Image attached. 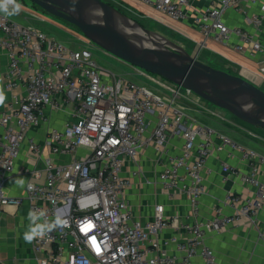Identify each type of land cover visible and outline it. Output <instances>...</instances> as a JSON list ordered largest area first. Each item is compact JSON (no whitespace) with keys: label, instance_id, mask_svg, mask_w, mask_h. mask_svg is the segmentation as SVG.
Masks as SVG:
<instances>
[{"label":"built area","instance_id":"built-area-1","mask_svg":"<svg viewBox=\"0 0 264 264\" xmlns=\"http://www.w3.org/2000/svg\"><path fill=\"white\" fill-rule=\"evenodd\" d=\"M136 1L173 23L183 22L190 10V0ZM245 3L258 9L245 16L252 32L222 21L228 9ZM192 22L201 36L199 49L209 41L227 46L235 37L234 50L254 56L261 51L258 34L264 23V0H220L192 16ZM76 40L82 42L79 37ZM85 45L70 47L33 26H19L0 12V49L7 57L5 89L12 92L7 110L0 112V213L4 206L20 205L24 200L29 210H44L49 219L59 213L66 220L63 228L33 240L39 264H191L196 256L204 264H217L212 251L203 245V237L228 226L255 223L264 206V157L186 114L179 101L193 102L188 95L193 93L185 90V94L181 87L132 67L168 96L153 94L145 86L103 71ZM19 85L24 87L23 95L14 92ZM47 107L67 111L69 119L59 128L49 126L38 144L27 132L47 122ZM173 137L182 140L180 152L169 158L158 180L168 196L186 198L190 221L182 227L190 237L185 241L171 238L162 245L158 236L171 218L157 204L150 219H134L125 197L129 181L122 171L149 146L160 156H168ZM24 142L41 159L44 178L40 181V171L32 170L21 199L7 196L5 184L14 177ZM44 149L48 154L42 157ZM224 151L229 157L238 153L248 171L225 162H221V171L252 187V194H229L225 201L238 204L232 214L200 221L197 213L206 160ZM56 157L63 158L56 161ZM169 244L175 245L180 259L160 251Z\"/></svg>","mask_w":264,"mask_h":264},{"label":"crops","instance_id":"crops-1","mask_svg":"<svg viewBox=\"0 0 264 264\" xmlns=\"http://www.w3.org/2000/svg\"><path fill=\"white\" fill-rule=\"evenodd\" d=\"M219 1L190 0L188 17L181 23H174L176 24V29L190 40L199 52L204 50L213 51L225 61L234 65L236 72L229 71L231 74L238 75L264 90V23L258 34L261 51L254 56H250L248 52H236L233 46L238 43V40L235 37L231 39L230 44L227 46L209 41L206 48H202L203 50L199 49L198 42L201 40V36L196 25L192 22V16L204 11L211 5H216ZM147 9L153 11L150 8ZM257 11L256 5L250 6L245 3L236 10L228 9L222 15V21L229 27H239L242 30L252 32L253 28L245 19V16L257 13ZM6 65V53L0 49V88L3 89L6 97L4 103L0 105V112L7 110L8 102L12 96V92L5 89L4 72ZM14 92L18 95H23V85H19ZM185 103L187 111L190 112L188 115L191 118V115L195 117L192 112L195 110L202 113L205 117L211 116L216 121L225 123L231 129H235L245 136V138L238 140L221 131L219 132L237 144L252 149L264 157V138H259L255 134L257 130L252 129L248 125H240L241 123L237 119H232V116L229 119L224 116L223 118L222 115L208 106L207 108L213 113L207 112L206 108L203 109L206 106L204 103L199 104L196 101L191 102L189 100H185ZM44 114L47 122L40 126L32 127L27 132V137H32L38 144H42L49 126L59 128L65 120L69 119L67 111L55 112L48 107L44 109ZM195 118L192 119L198 124L213 128L210 126L213 122H203V124ZM1 132L2 127L0 126ZM248 139L250 140L246 141ZM181 145L182 140L179 137L171 138L168 156H160L152 147H146L138 154L136 161L127 163L122 171V177L129 181V185L125 189V197L130 204L134 219H150L153 207L157 204L163 205L165 216L171 218L169 225L158 236L161 244L171 238L185 241L190 237V234L182 227L185 222L190 221L189 206L186 198L181 194L168 196L163 191L158 180L159 173L169 165V158L176 156L180 152ZM42 152V157L48 154L47 149ZM62 158L56 157V161ZM64 158L65 160H70L69 157ZM221 162H225L241 172L248 171V165L240 159L238 153H233L229 157L228 153L224 151L212 155L206 160L202 172L204 193L199 199L197 213V219L200 221L210 220L217 215L227 216L232 214L238 204H230L225 201L229 194L239 195L240 197L252 194V187L242 183L238 178L226 175L221 171ZM34 169L40 171V181H43L41 159L28 151L24 142L14 164V177L5 184L6 195L24 198L25 188L21 189L18 187L14 183L15 179L22 177L25 179L26 184L30 179L29 173ZM28 212L29 206L24 200L20 205H6L3 207L0 213V264H39L40 255L35 254L32 250V243H26L23 238L29 223L27 219ZM203 245L212 251L213 259L217 264H264V206L257 213L254 224L228 226L219 232L206 233L203 237ZM161 250L176 259L182 257L176 251L174 244L161 246ZM191 264L204 263L201 257L196 256L191 259Z\"/></svg>","mask_w":264,"mask_h":264},{"label":"water","instance_id":"water-1","mask_svg":"<svg viewBox=\"0 0 264 264\" xmlns=\"http://www.w3.org/2000/svg\"><path fill=\"white\" fill-rule=\"evenodd\" d=\"M28 1L72 27L113 58L159 76L264 132V90L246 79L196 60L175 44L140 28L103 0ZM119 18L158 40L124 32L118 25Z\"/></svg>","mask_w":264,"mask_h":264},{"label":"rangeland","instance_id":"rangeland-1","mask_svg":"<svg viewBox=\"0 0 264 264\" xmlns=\"http://www.w3.org/2000/svg\"><path fill=\"white\" fill-rule=\"evenodd\" d=\"M114 7L117 11L123 14L126 18L131 20L134 24L139 26L140 28L149 30L155 33L159 38L165 39L172 44H175L179 48L183 49L186 53L190 56H193L196 60L208 64L214 68H222V70H228L230 72H236V68L230 62L225 61L222 57L215 54L213 51L204 50L198 51L196 46L193 43L185 38L183 34L178 32L176 29V24L171 23L168 19L162 17V15L156 13L155 11H151L141 5L136 0H103ZM17 3L22 5L19 12L17 14L9 16L10 19L14 20L19 26L30 25L36 29L41 30L45 34L56 38L57 40L61 41L65 45L70 47H76L77 45L83 46L86 44V48L92 54L93 60L97 63V65L105 72L112 73L113 75L117 76V78H123L125 80L134 81L135 83L147 87L153 94L156 95H167L168 93L162 90L159 86L154 83H151L143 76L135 73L132 69V66L120 61L118 59L113 58L112 56L108 55L100 48L95 46L94 44L90 43L86 40L82 34L74 30L72 27L65 24L63 21L56 19L48 14L41 12V10L35 9L37 6L33 5L28 0H16ZM35 7V8H34ZM38 8V7H37ZM143 32V31H142ZM76 37L81 38L82 42H78ZM157 38V37H155ZM158 39V38H157ZM161 43L160 41H158ZM166 48H171L166 43H161ZM203 50V49H202ZM149 74V73H148ZM151 75V74H150ZM263 90V89H262ZM186 91L183 89V93ZM186 94V93H185ZM193 101L201 104V100L191 94H188ZM187 99H181L179 102L183 106V109L186 111V114L190 113L187 111V106L185 103ZM203 101V100H202ZM205 102V101H203ZM206 105L218 114L222 115V117H226V119L230 118V114L222 109L216 108L211 104L206 103ZM195 117L200 120L199 122H213L210 126H212L215 130L221 131L222 133L235 138L242 140L245 136L241 135L235 129H231L225 123H221L218 120L212 118L211 116L205 117L202 113L193 110L192 111ZM191 115V114H190ZM192 118H195L191 115ZM195 118V119H196ZM234 117L232 116V119ZM235 119V118H234ZM237 121V120H236ZM240 122V121H239ZM203 123V124H204ZM241 123V122H240ZM239 123V124H240ZM206 125V124H205ZM240 125H246L241 123ZM252 129H255L252 127ZM255 132L259 138H264V132L258 129ZM250 139L246 140L249 141Z\"/></svg>","mask_w":264,"mask_h":264},{"label":"clouds","instance_id":"clouds-1","mask_svg":"<svg viewBox=\"0 0 264 264\" xmlns=\"http://www.w3.org/2000/svg\"><path fill=\"white\" fill-rule=\"evenodd\" d=\"M21 7L22 5L17 3L16 0H0V12L5 15L11 16L17 14ZM5 99L6 97L3 89L0 88V105L4 103ZM14 183L21 189L25 187V179L22 177H17ZM27 187L31 189L32 185L28 184ZM27 219L29 223L23 234L26 243H32L33 240L37 238L43 239L57 228H63L67 223L59 213H57L52 219H49L44 210H29Z\"/></svg>","mask_w":264,"mask_h":264},{"label":"bare ground","instance_id":"bare-ground-1","mask_svg":"<svg viewBox=\"0 0 264 264\" xmlns=\"http://www.w3.org/2000/svg\"><path fill=\"white\" fill-rule=\"evenodd\" d=\"M118 25L120 26L121 29H123L124 32L131 33L135 36H138L139 38L147 37V39H150V41L158 40L157 38L151 37L147 35L145 32H142L141 30L137 29L136 26H134L130 21L124 18H119Z\"/></svg>","mask_w":264,"mask_h":264},{"label":"trees","instance_id":"trees-1","mask_svg":"<svg viewBox=\"0 0 264 264\" xmlns=\"http://www.w3.org/2000/svg\"><path fill=\"white\" fill-rule=\"evenodd\" d=\"M34 8H35V7H34ZM35 9L39 10V8H37V7H36ZM221 70H222V69H221ZM224 71H227V70H224ZM227 72H229V71H227ZM229 73H230V72H229Z\"/></svg>","mask_w":264,"mask_h":264}]
</instances>
